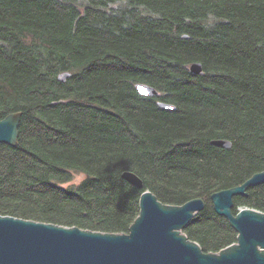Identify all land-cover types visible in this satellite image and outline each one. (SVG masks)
Returning <instances> with one entry per match:
<instances>
[{
    "label": "trees",
    "instance_id": "1",
    "mask_svg": "<svg viewBox=\"0 0 264 264\" xmlns=\"http://www.w3.org/2000/svg\"><path fill=\"white\" fill-rule=\"evenodd\" d=\"M19 111L0 214L127 233L146 189L202 198L184 232L219 252L237 231L212 194L264 170V0H0V120ZM234 204L264 212V184Z\"/></svg>",
    "mask_w": 264,
    "mask_h": 264
},
{
    "label": "water",
    "instance_id": "2",
    "mask_svg": "<svg viewBox=\"0 0 264 264\" xmlns=\"http://www.w3.org/2000/svg\"><path fill=\"white\" fill-rule=\"evenodd\" d=\"M190 71L201 74L203 66L193 62ZM68 74L62 75L65 82ZM137 91L157 96L152 86L138 83ZM167 111L175 107L159 102ZM22 112L0 120V143L18 145ZM216 146L230 149L232 142L213 140ZM123 178L139 189L143 180L131 171ZM264 184V170L243 184L212 194L215 211L227 218L237 231V241L219 252H206L184 232L194 216L205 208L202 198L181 205L161 202L146 189L140 197V213L126 233L102 232L78 226L25 219L0 214V264H264V212L239 208L234 198L247 195L252 186Z\"/></svg>",
    "mask_w": 264,
    "mask_h": 264
},
{
    "label": "rangeland",
    "instance_id": "3",
    "mask_svg": "<svg viewBox=\"0 0 264 264\" xmlns=\"http://www.w3.org/2000/svg\"><path fill=\"white\" fill-rule=\"evenodd\" d=\"M81 179V176H78L77 178H76V181H79Z\"/></svg>",
    "mask_w": 264,
    "mask_h": 264
}]
</instances>
